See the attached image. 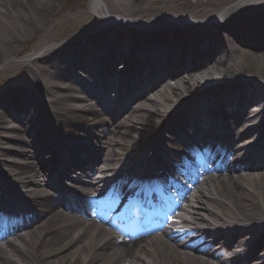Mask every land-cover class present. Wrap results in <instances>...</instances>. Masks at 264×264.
Instances as JSON below:
<instances>
[{
	"label": "bare ground",
	"instance_id": "6f19581e",
	"mask_svg": "<svg viewBox=\"0 0 264 264\" xmlns=\"http://www.w3.org/2000/svg\"><path fill=\"white\" fill-rule=\"evenodd\" d=\"M190 4L193 9H184ZM92 11L96 12L94 18ZM233 14L238 15L224 23V29L222 24H203ZM85 15L87 24L103 21V27L59 44L58 38L70 28L80 29ZM246 15L255 24L243 22L234 28L240 20H247ZM63 22L65 27L60 26ZM124 22L129 25L128 33H132V24L140 28L125 36L126 32L116 33L117 25ZM190 22L201 23L196 32L192 31L195 27H180ZM157 25L168 27L173 36L167 30L162 35L152 32ZM243 29H248L246 36ZM36 37L39 43L24 55ZM152 42L159 43L156 49ZM245 48H249L248 54L242 53ZM199 61L201 66L195 69ZM251 72L255 74H246ZM13 73L10 82L18 85L6 89L0 85V179L8 180L7 187L18 192L14 195L18 205L10 204L12 217L4 223L3 236L10 235V239L1 242L8 249L0 251V264H264V122L236 109L223 111L224 106L235 105L230 92L237 96L239 88L247 87L264 92V0H91L86 10L69 0H0V79ZM78 73H83L87 83ZM172 74H178V80L167 82ZM114 76L116 83H111L108 79ZM101 78L107 81L100 84ZM108 84L124 98L115 109L101 91ZM203 84L210 89H199ZM134 85L140 91L136 95L142 97H131ZM212 92H220L222 97L208 99L207 113L193 111L187 127L172 126V114L186 112ZM238 101L235 106L257 103L249 97ZM222 111L226 118L223 127L213 128L207 120L200 123L197 119ZM162 129L171 131L165 143H161ZM24 130L26 134H20ZM219 130L233 131L237 138L225 137L223 149H216L223 158L216 164L217 173L209 175L213 171L207 163L214 157L209 153L201 157V167L196 168L210 182L203 188L197 183L182 188V198H188L194 188L199 194L189 217L181 220L171 236L167 237L170 232L160 233L161 239L139 240L132 246L94 219L84 220L87 214L79 200L91 205L99 198L101 206L111 192L132 195L144 187L146 173L145 182L140 173L134 180L128 176L132 172L124 174L135 160L148 168L170 165L166 176L175 188L185 184L179 164H172V159L187 153L191 161L186 148L212 142ZM241 138L246 141H239ZM151 148L155 153L147 159ZM46 149V156L40 157ZM193 160L198 162L196 155ZM68 165L85 174L78 177V190L70 191L59 183ZM185 165L197 176L192 166ZM223 166L234 172L224 173ZM87 168L98 173L95 180L86 177ZM69 176L71 180L75 177ZM215 178L228 184L221 185ZM48 180L57 188L60 206L54 202L56 195L46 192ZM126 180L131 181L127 184ZM156 188L159 193L170 190L166 183ZM3 190L10 199V191ZM67 192L71 193L64 196L68 199H62L60 194ZM113 202L119 208L124 206L118 199ZM108 216L103 220L108 222ZM118 221L132 223L124 214ZM20 226L28 229L15 234ZM142 228L147 232L158 229ZM193 233L212 238L204 246L199 244L202 237H189ZM213 242L217 244L213 246ZM225 251L233 253L223 257Z\"/></svg>",
	"mask_w": 264,
	"mask_h": 264
},
{
	"label": "rangeland",
	"instance_id": "374dc122",
	"mask_svg": "<svg viewBox=\"0 0 264 264\" xmlns=\"http://www.w3.org/2000/svg\"><path fill=\"white\" fill-rule=\"evenodd\" d=\"M69 1H71V2H74V4H76L77 5V7L78 8H80V10H86V9H88V7H89V3H90V0H69ZM193 1L194 0H191V2L193 3ZM193 6H192V4H190V5H187V6H185V8L184 9H187V10H191V9H193L192 8ZM185 11V10H184ZM90 15V14H89ZM91 17H93L94 15L92 14V15H90ZM87 16L85 15V16H83V18H85V19H83V21H82V23L80 24V29L79 28H77V27H73V28H68L69 29V31L68 32H66V33H64L62 36H61V38H58V40L59 41H61V40H63V41H65V40H67V38L68 39H70V38H73V37H75V36H77L80 32H94L97 28H99L98 27V25L100 24H98V25H92V22L91 23H89V24H87L88 23V20H87V18H86ZM95 17V16H94ZM93 17V18H94ZM89 18V17H88ZM82 18H79V21L81 20ZM102 21V20H101ZM84 24H87L86 26H83ZM60 26H63V27H65L66 26V23L64 24V22L60 25ZM82 28V29H81ZM95 28V29H94ZM41 34H42V32H40L39 33V35L41 36ZM70 36H72V37H70ZM39 41H40V38L39 37H36V38H34L32 41H31V43L28 45V46H26L27 48H25V50H24V55H27V54H30L31 52H33V50L35 49V47L37 46V44L39 43ZM246 74H255L254 72H251V73H246ZM9 76H12V77H14L15 76V73H13V74H10V75H6V76H4V77H2L1 79H0V85L3 87L2 89H6V88H8V87H10L11 85H18L19 83H16V84H11V82H10V80L12 79H9L10 77ZM6 81H7V83H6ZM3 83H6V84H3ZM0 86V87H1ZM178 120H179V118H175V120L173 121V123H175V124H179V122H178Z\"/></svg>",
	"mask_w": 264,
	"mask_h": 264
}]
</instances>
